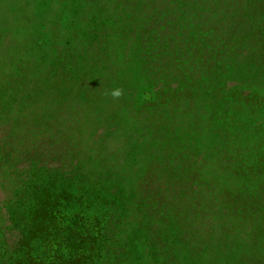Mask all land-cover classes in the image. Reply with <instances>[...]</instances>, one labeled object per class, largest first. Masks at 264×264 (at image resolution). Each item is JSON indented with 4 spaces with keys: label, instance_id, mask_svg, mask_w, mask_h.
Here are the masks:
<instances>
[{
    "label": "rangeland",
    "instance_id": "1",
    "mask_svg": "<svg viewBox=\"0 0 264 264\" xmlns=\"http://www.w3.org/2000/svg\"><path fill=\"white\" fill-rule=\"evenodd\" d=\"M36 174L153 202L104 198L142 264H264V0H0V207Z\"/></svg>",
    "mask_w": 264,
    "mask_h": 264
},
{
    "label": "trees",
    "instance_id": "2",
    "mask_svg": "<svg viewBox=\"0 0 264 264\" xmlns=\"http://www.w3.org/2000/svg\"><path fill=\"white\" fill-rule=\"evenodd\" d=\"M100 180L97 191L73 196L72 186L86 180L37 174L17 179L18 187L5 190L8 197L0 207V264H142L147 255L128 244V238L114 242L111 237L121 218L109 229L113 210L104 198L113 197L114 190L104 176ZM126 192L133 204L124 198ZM138 194L124 186L110 200L118 201L122 211L137 206L148 214L155 206L137 198ZM8 232L18 237L13 248L6 239ZM131 239H139V245L143 237L135 232ZM155 246H150L153 254Z\"/></svg>",
    "mask_w": 264,
    "mask_h": 264
},
{
    "label": "clouds",
    "instance_id": "3",
    "mask_svg": "<svg viewBox=\"0 0 264 264\" xmlns=\"http://www.w3.org/2000/svg\"><path fill=\"white\" fill-rule=\"evenodd\" d=\"M114 96H119L120 95V92L119 91H116L113 93Z\"/></svg>",
    "mask_w": 264,
    "mask_h": 264
}]
</instances>
